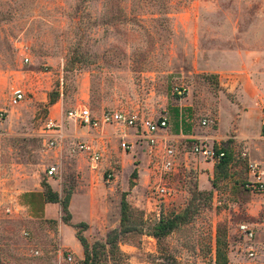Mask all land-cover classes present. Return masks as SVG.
Returning <instances> with one entry per match:
<instances>
[{
  "label": "rangeland",
  "instance_id": "rangeland-1",
  "mask_svg": "<svg viewBox=\"0 0 264 264\" xmlns=\"http://www.w3.org/2000/svg\"><path fill=\"white\" fill-rule=\"evenodd\" d=\"M180 85L188 94L178 98L173 87ZM14 87L26 99L9 108ZM0 108L7 110L0 122V264H82L75 234L92 247L119 230L124 193L135 229L118 238L121 259L103 252L96 264H214L217 239L226 257L242 245L240 222L255 224L263 239L264 196L249 195L242 183L247 159L264 161V0H0ZM75 108L94 117L115 110L167 117L172 127L182 120L197 134L199 120L208 119L203 136L231 154L226 175L216 177L219 162L193 153L199 139L168 138L176 166L163 178L172 193L161 201L151 189L145 141L121 138L139 134L87 129L66 117ZM48 118L62 135L52 149L50 135H41ZM237 127L247 137L238 138ZM77 142L102 150L100 169L70 153ZM53 164L59 171L49 177ZM45 183L61 199L70 195L67 225L60 204H29L27 194L43 192ZM10 201L24 205L16 217L3 211ZM183 212L187 223L153 237L161 219Z\"/></svg>",
  "mask_w": 264,
  "mask_h": 264
},
{
  "label": "built area",
  "instance_id": "built-area-1",
  "mask_svg": "<svg viewBox=\"0 0 264 264\" xmlns=\"http://www.w3.org/2000/svg\"><path fill=\"white\" fill-rule=\"evenodd\" d=\"M28 62V59H24ZM173 94L178 98H181L188 94L186 87L180 85L173 87ZM26 99V94L23 89L14 87L11 89L10 97L8 99V107L14 108ZM7 117V110L0 108V122ZM68 120L74 123H79L81 126L91 129L93 131L102 130L107 126L124 127L129 129H135L138 133V138L145 141L146 154L153 162V173L155 179L153 181L152 191L158 199L165 201L166 197H169L172 193L168 188L167 183L163 178L170 176L175 170V151L168 144V139L161 132L167 128V117L154 119L148 116H142L138 112L125 113L122 111H106L99 117L92 116L91 112L87 108H75L66 113ZM211 124L208 119H202L199 121L200 127H206ZM261 126L264 130V108L261 115ZM59 125L55 124L51 118L47 120L46 125L41 131L42 136H49L47 142V148L52 149L57 145V140H61L62 135L60 133ZM123 150H130L131 145L126 142L121 143ZM224 148L216 147L214 144L209 143L207 140H199V142L193 146V153L202 158L203 160H209L212 162H219L224 157ZM70 153L85 155L88 159L90 169L96 170L102 161L101 151L91 142H77L73 144L70 149ZM242 159L247 157L246 152H242L240 156ZM1 167V160H0ZM59 165L53 164L47 167V174L49 177L56 175L59 171ZM245 178L242 183L243 190L252 196H264V163L247 159L245 166ZM112 175L108 174L107 178H111ZM10 201L3 211L5 214L11 217H16L20 205L14 201ZM237 236L241 240L242 245L238 247V251L227 255V264H264V236L260 240L258 227L250 222H240L237 225ZM26 236L27 234L23 232ZM238 252V253H237ZM36 254V253H35ZM230 255V256H229ZM68 262L72 261V258L68 256Z\"/></svg>",
  "mask_w": 264,
  "mask_h": 264
},
{
  "label": "trees",
  "instance_id": "trees-1",
  "mask_svg": "<svg viewBox=\"0 0 264 264\" xmlns=\"http://www.w3.org/2000/svg\"><path fill=\"white\" fill-rule=\"evenodd\" d=\"M55 98L50 100V104L55 103ZM264 136V132H263ZM224 157L221 158L219 163L215 166L214 175L218 177H224L226 175V169L231 160V154L228 149L224 148ZM134 175V174H133ZM130 187H134V184L130 182ZM29 204L34 206L37 198L41 200V206L50 203V204H60L62 212L65 216L62 218L64 224H68L71 218V215L68 211L69 206V198L70 195L67 194L63 199L59 197V195L52 191L49 184H43V192L41 193H30L27 194ZM132 214L131 208L126 201V193L122 195L121 203H120V229L113 230L109 234H107L104 242H96L92 247L87 245L85 238L81 236L78 232L75 234L76 239L80 243L83 250V262L82 264H96L98 262L99 253H108L110 257H113L116 254H119V259L123 257V255L119 252L118 248V238L126 233L134 231L135 227L129 224V219ZM189 221L187 213L183 212L181 214H176L169 219H161L157 226L155 227V231L153 233V237L156 240H160L163 237L167 236L171 233L176 227L185 224ZM79 227H86L84 223H80ZM122 255V256H120ZM214 264H227V257L225 253V249L223 248L220 239H217L216 242V254Z\"/></svg>",
  "mask_w": 264,
  "mask_h": 264
},
{
  "label": "crops",
  "instance_id": "crops-1",
  "mask_svg": "<svg viewBox=\"0 0 264 264\" xmlns=\"http://www.w3.org/2000/svg\"><path fill=\"white\" fill-rule=\"evenodd\" d=\"M249 113L247 112V115ZM250 115V114H249ZM261 115H262V111L260 112V122H261ZM203 119V118H202ZM201 119V120H202ZM200 121V120H199ZM74 123V122H73ZM76 124V123H75ZM232 127V126H231ZM229 129V127H228ZM261 129L262 131L264 132L262 126H261ZM203 128L199 126V134H197L195 132V127L194 126H182V120L179 121V123L175 124L174 127L170 126V123H169V119L167 118V128L162 131L161 133L163 135H165V137H167V139H176V138H184V139H190V140H196V139H199V140H207L209 143H214L215 142V138L214 137H204L203 136ZM235 132H237V137L238 138H244V137H247L246 134H244V131H240V128L237 127V129L235 130ZM131 133L133 134H136V130L135 129H132ZM120 137V136H118ZM121 138L124 140L125 138H128V139H133L135 141V138H138V135L134 136V135H121ZM129 143V142H128ZM97 147V146H96ZM98 148V147H97ZM99 149V148H98ZM102 153V150L99 149ZM85 156V155H84ZM264 156V155H263ZM262 156V157H263ZM86 157V156H85ZM87 158V157H86ZM253 160L254 161V158H250V160ZM88 160V159H87ZM102 161H103V154H102ZM101 161V163H102ZM88 162V161H87ZM257 162H260V163H264V161L262 160H259ZM100 163V164H101ZM88 165H89V162H88ZM100 169V166L98 167ZM98 168H96V170H98ZM102 168V167H101ZM90 169V168H89ZM92 170V169H90ZM93 171V170H92ZM151 178L152 180H156L155 179V175L153 172H151ZM20 200V199H19ZM48 205V203H47ZM20 209H23L24 208V205L20 203ZM46 210V209H45ZM75 239H76V236H75ZM75 250L80 254L81 253V245L80 243L78 242V240L76 239L75 241V246H74ZM83 251V250H82ZM82 255V253H81Z\"/></svg>",
  "mask_w": 264,
  "mask_h": 264
}]
</instances>
